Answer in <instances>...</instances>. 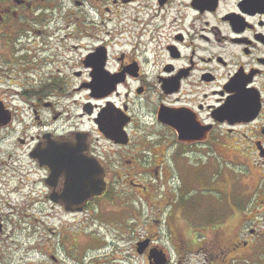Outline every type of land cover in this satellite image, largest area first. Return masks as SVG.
<instances>
[{
	"label": "flooded vegetation",
	"instance_id": "1",
	"mask_svg": "<svg viewBox=\"0 0 264 264\" xmlns=\"http://www.w3.org/2000/svg\"><path fill=\"white\" fill-rule=\"evenodd\" d=\"M71 3L67 8L63 0H0V60H22L13 70L17 75L0 69V85L8 81L14 87L9 92L23 102L28 97L38 129L18 140L30 145L32 172L25 174L24 167L0 159V264H62L58 246L50 243L53 236L57 239L59 227L51 220L59 211L69 217L103 218L109 231L117 233L140 218L135 228L145 229L146 235L136 238L134 246L146 264H158L154 252L166 264H186L198 250L210 264L242 261L250 246L256 250L264 231L257 236L253 229L240 238L236 232L246 219L237 216L233 227L235 221L226 219L216 230L193 236L175 210L176 192L182 194L171 182V169L190 157V151L203 152L207 158L202 164L208 165L213 155L235 160L223 154L235 150L255 155L264 175V0ZM63 95L66 105L60 110ZM257 96L259 109L251 118L255 112L250 102ZM236 99L241 112L224 113ZM12 103L0 95V105L11 115L7 124L0 122V144L16 132L2 133L15 122ZM143 124L147 135L139 133ZM23 129L27 133L29 127ZM242 135L249 137L247 150L230 148ZM64 145L75 146L64 149L77 169L67 176L50 167L51 154ZM162 145L166 152L158 159L156 149ZM91 168L103 172L99 192L83 186ZM261 186L247 189L261 196ZM43 203L52 210L45 213L46 221ZM135 203L139 211L147 207L146 218ZM28 216L45 225L50 236L46 248L39 241L27 247L21 240ZM167 216L164 243L152 228ZM67 235L66 230L63 237ZM92 237L87 243L94 245ZM73 240L80 244L77 234ZM85 258L83 264H102L101 257Z\"/></svg>",
	"mask_w": 264,
	"mask_h": 264
},
{
	"label": "rangeland",
	"instance_id": "2",
	"mask_svg": "<svg viewBox=\"0 0 264 264\" xmlns=\"http://www.w3.org/2000/svg\"><path fill=\"white\" fill-rule=\"evenodd\" d=\"M67 8L72 7L71 0H63ZM54 41V40H52ZM68 56V55H67ZM11 60L12 63H9ZM20 61H22L18 56H10L7 60H0V69L5 75H17L18 72H13V70L20 67ZM5 78V77H4ZM9 82L5 81L0 85V95L6 100L12 101L13 107L11 110L15 111L16 119L13 125L9 129H5L4 132H13L9 134L2 144H0V159L14 162L16 165L24 167L25 174L29 171L32 172L35 166L33 165L30 157L28 155L30 145L22 146L19 143L20 137H28L31 133L33 135L37 132V127L33 122V110L30 105L28 97H26V102L21 101V96H16L14 92L11 91L14 87L8 86ZM64 99V95L62 100ZM66 105L65 100L61 102V107ZM74 111V110H73ZM48 119L51 118L49 111H44ZM11 115H9L10 118ZM23 119V120H22ZM2 122V121H0ZM4 122V121H3ZM7 122H4L7 124ZM58 126L60 128L65 126V118L63 117L58 121ZM23 125L29 127L27 133H21ZM147 128V124H143L140 128L139 133L142 135H147L144 130ZM141 136V135H140ZM248 138L246 136H239L234 140L233 147L239 152L242 150H247L249 146ZM219 147H222L220 144ZM142 149V154L144 155V148ZM224 149V148H222ZM12 153V158L9 157V152ZM8 152V153H7ZM166 152V148L162 145L156 149V154L161 159V155ZM229 154L228 158H233V161H226L221 159L218 155H213L208 161V165H204L205 159L207 158L203 152L190 151V157L181 158L177 162V167H173V177H171L170 170L167 171L169 177H171V182L174 183L176 188L180 189L181 196L176 192V206L175 210L179 215L180 220L182 219L185 224L188 225L190 232L193 236H204L208 230L212 228L216 230L218 228L217 224H222L226 219L229 221H235L231 227L235 226L237 220L235 217L241 218L245 217V221H242V226L237 230L236 235L240 238L244 237L245 232L250 235L251 231L254 229L255 234L259 236V233L264 231V215H254L252 212H263L264 211V175L259 170L258 163L254 160L255 155H249L245 152L243 155L237 154L236 151L232 150L225 151L223 154ZM148 155V153H145ZM258 160V158H256ZM205 161V162H204ZM201 163V165H199ZM257 164V165H256ZM251 170V172H250ZM7 171H5L6 173ZM12 174V173H11ZM33 177V176H31ZM35 177V176H34ZM174 181V182H173ZM262 183L259 189L261 196L248 191L247 187ZM252 187V188H253ZM161 192H163L161 190ZM160 192V193H161ZM253 207V205H255ZM137 208V204L135 203ZM50 211L47 205L43 203V214L42 219H45V213ZM37 213V210H35ZM52 210L50 211V213ZM147 207L144 210L139 211L137 208V213L142 214L145 218L148 213ZM172 211L169 213V217H172ZM162 218V222L153 223V230L161 236L163 240H166L167 226L165 224V219ZM178 218V219H179ZM235 218V219H233ZM137 220V222H136ZM52 223L58 224L57 239H50L47 235L48 231L45 229V225H38L37 221L32 216L25 218L24 222V235L21 237L26 246L29 243H37L38 241L43 244V248H46L48 243V238L50 243L58 246L57 254L61 258L62 264H83L82 257H86L85 261L100 258L102 264H146L144 258L136 253L134 242L136 238L144 237L146 235L145 229L137 227V224L141 223V219L137 218L131 223V227L125 228L121 231H109L107 225H105L104 219H94L85 217H69L65 216L59 211L57 219L52 221ZM66 223V225L64 224ZM161 226L159 227V225ZM175 231L178 232L179 223L175 219L173 222ZM52 225V224H51ZM63 225V226H61ZM66 227L65 230L63 228ZM234 229V228H233ZM232 229L231 233L234 231ZM67 230V238L63 237L64 232ZM120 232V233H119ZM182 232V231H181ZM95 234L92 237V234ZM77 234V240L79 245L74 244ZM120 234V237L118 236ZM89 237H92L96 243H87ZM258 240V246L256 250L251 249V246L247 250L248 254L244 257L242 261L232 264H264V235ZM41 238V239H39ZM202 237H198L201 239ZM39 239V240H38ZM161 239V238H160ZM58 241V242H57ZM43 242V243H42ZM166 240L164 243H167ZM108 244V245H106ZM55 245V246H56ZM71 245L75 248H72ZM167 246V244H165ZM91 247V248H90ZM20 252L17 253L15 262L19 263ZM84 255V256H83ZM231 255V254H230ZM229 255V256H230ZM235 255V254H234ZM206 254L202 250L193 252L190 255L189 261L186 264H210L205 257ZM172 258L175 260V252L172 253ZM231 258V256H230ZM229 261V257H228Z\"/></svg>",
	"mask_w": 264,
	"mask_h": 264
},
{
	"label": "water",
	"instance_id": "3",
	"mask_svg": "<svg viewBox=\"0 0 264 264\" xmlns=\"http://www.w3.org/2000/svg\"><path fill=\"white\" fill-rule=\"evenodd\" d=\"M259 99L258 96L255 99V102H250V109L252 111H254L255 113H253V115H251V118L257 116V112L259 109ZM228 110L224 109V113L226 111H228L229 114H235L236 112H241L240 110L243 109L242 105L240 104L239 100H233L231 101L230 105L228 104L227 106ZM242 113L245 115L244 111L242 110ZM7 118L9 119V116L7 115V113H5L3 111V108L0 105V121H6ZM123 143H126L123 142ZM72 147L75 146H70V145H64L63 146V150L59 151H55L51 154L52 156V161H51V169H53V172H58L59 174L65 175L67 176L68 174H70L71 172H77V169H73L71 166V162L67 161L68 157H71V154H68V151L64 150V149H70ZM87 172H89L88 176H84V179L82 180L83 182V186L84 188L89 191L88 189L92 188L94 190H96V192H99V190H103L104 189V185L102 184L103 181V172L101 169L95 171L93 168H91L90 170H87ZM99 176H97L98 174ZM104 183V182H103ZM89 193V192H88ZM91 194H89L90 196ZM88 196V195H87ZM67 204V203H66ZM68 205V204H67ZM68 209H70L68 207ZM142 252V251H140ZM154 257L157 260L158 264H166L167 260L166 258L164 259L163 256L159 254H157L156 252H154Z\"/></svg>",
	"mask_w": 264,
	"mask_h": 264
}]
</instances>
